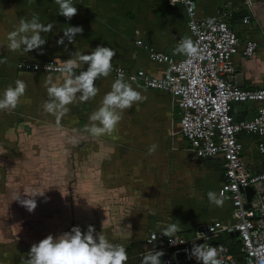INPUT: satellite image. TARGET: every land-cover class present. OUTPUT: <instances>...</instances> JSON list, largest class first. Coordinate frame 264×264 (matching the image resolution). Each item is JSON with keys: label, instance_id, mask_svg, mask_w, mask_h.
<instances>
[{"label": "crops", "instance_id": "1", "mask_svg": "<svg viewBox=\"0 0 264 264\" xmlns=\"http://www.w3.org/2000/svg\"><path fill=\"white\" fill-rule=\"evenodd\" d=\"M195 1L198 18L211 16L228 5L231 10H228L230 16L227 18V22L237 33L241 42L247 39H254L258 42L257 50L253 56L243 57L237 54L233 57L236 70L232 78L239 87L244 89L264 88V0H253L250 7H246L243 0ZM73 4L77 8V14L71 20H67L64 16L58 15L59 6L54 0H0V45H6L8 34L18 27L21 19H31L33 13L39 16L42 23L54 25L50 33H42L46 37L42 54L40 49L29 53L22 51L14 53L8 51L6 47L0 46V59L4 61L0 62V98L7 87L15 86L17 77V80L20 79L26 83L27 88L14 111H25L23 114L34 122L30 121V123L49 129L55 127L57 132L69 131V137L66 135L65 141L69 140V142H78L79 144L93 143L97 146L94 147L96 155L106 153L121 157L123 160H148L152 157L158 159L162 164L168 163V153L172 145L170 136L173 135V131L178 132V126L175 128L174 125H178L179 120L178 109L173 103L171 94L147 88L139 82H130L146 99L135 104L133 108L125 110L112 135L94 137L87 131L90 124L89 116L101 106L104 95L111 91V86L115 81L113 77H102L96 80L95 84L99 88L98 95L91 101L69 105L68 113L57 122L55 116L44 111L43 104L48 100L45 87L46 77L51 75L53 82L60 84L63 82L61 74L17 71L15 65L17 60L25 59L35 61L55 58L63 61L71 58V55L76 51L89 54L97 46H108L116 52L112 64L120 65L127 70L143 69L153 76H161L166 70V65L151 61L147 51L137 45L135 41L141 39L145 44L153 46L175 59L182 58L183 54H175L174 49L183 39H190L187 16L183 6L170 5L167 0H73ZM246 14L251 16L248 24L242 22V18ZM68 26H81L83 32L76 34L73 43L65 37L64 43L58 44L57 41L64 37L63 30ZM255 105L249 102L235 103L232 115L236 119L249 117ZM174 118L176 119L175 123L173 122ZM46 131L48 132V130ZM243 137H241L242 160L250 172H261L264 170V156L257 155L253 136L244 135ZM185 141L187 142V140ZM153 144L157 145V148L150 155L149 148ZM121 145H124L126 150ZM216 156V160H213L214 158H198L202 162L199 161L200 165L196 163L199 165V169L205 171V174L211 175L210 183L206 184L207 187L205 186L206 193L209 191L218 193L219 185L223 179V159L221 155ZM122 190V188L118 189L117 194H120ZM201 196L203 202L196 204L195 207L201 208V211L207 209V212L210 208L212 209L210 214H200L192 225L188 220L181 221L175 218L181 223L179 232L186 236L192 235L185 232V226L191 225L190 228L195 226V232H197L199 226L209 222L219 220L223 223H230L233 221L230 202L225 200L223 207H217L207 202L208 197L205 193ZM117 197L112 198V202L110 201L112 205L109 211L110 220L113 221L115 217V222H117L116 228L111 232L113 236L127 240L133 239L126 243L125 248H127L133 242L144 241L148 232L157 231L160 241L155 250L159 251L162 239L165 237L160 232L174 220L167 222L163 220L164 222L161 221V223L157 220L150 222L146 218L148 213L145 209L142 213L138 210L131 212L129 219L118 221L117 218L127 214L126 211L123 213L121 207L131 206L129 208H132L136 206L135 203L143 206L146 199L142 196L137 201L134 198L133 201V196L129 192L123 194V197L120 195ZM134 215L141 217L137 219ZM122 221H126V223L120 225ZM143 233L146 234L141 240ZM226 235L229 238L222 237L220 234L218 240L229 241L232 244V249H236V235ZM126 264H130V262L127 261Z\"/></svg>", "mask_w": 264, "mask_h": 264}, {"label": "rangeland", "instance_id": "2", "mask_svg": "<svg viewBox=\"0 0 264 264\" xmlns=\"http://www.w3.org/2000/svg\"><path fill=\"white\" fill-rule=\"evenodd\" d=\"M28 120L24 117L23 122H17L16 140L11 138L13 127L5 129V139L0 140V264H21L32 244L49 234L57 237L73 226L86 232L88 225H93L111 243L127 246L133 239L113 236L117 222L115 217L110 220L109 211L111 199L128 192L133 201L142 196L146 200L143 206L135 203L132 208L121 207L128 215L117 218L118 221L129 219L131 212L142 213L146 209L150 222L174 223L177 218L192 225L200 214L212 211L195 207L203 202L201 194L207 195L211 175L199 169L202 160L192 155L178 132L173 131L170 136L168 163L162 164L152 157L123 160L106 153L96 155L95 144L61 140L55 127L36 126ZM120 188L123 190L117 194ZM42 191L43 196L34 197L37 207L32 212L12 199H26L33 192ZM190 226H185V232L195 235V226ZM222 237L229 238L226 234Z\"/></svg>", "mask_w": 264, "mask_h": 264}, {"label": "built area", "instance_id": "3", "mask_svg": "<svg viewBox=\"0 0 264 264\" xmlns=\"http://www.w3.org/2000/svg\"><path fill=\"white\" fill-rule=\"evenodd\" d=\"M167 2L172 5L170 0ZM252 3L253 0H243L246 7ZM177 4L186 12L190 40L199 54L175 59L137 39L135 43L147 51L151 61L166 65L163 75L153 76L143 69L127 70L113 64L109 76L116 79L117 73L123 71L129 82H139L147 88L171 94L178 109V133L187 140L192 155L204 159L222 156L223 179L218 194L223 192L226 201L230 202L233 221L209 222L192 236L177 232L173 243L165 236L159 248L164 252L161 260L163 264H200L190 255L193 243H196L215 248L222 264H264V170L258 173L248 170L242 160L241 141L244 135L253 136L257 155L264 156V88L244 89L232 78L236 70L233 57L237 54L253 56L258 42L254 39L241 42L227 22L228 10H231L228 5L211 16L198 18L195 0H177ZM250 20L249 14L242 18L245 24ZM61 62L49 58L19 61L16 66L46 72V64L51 63L49 66L54 68ZM247 102L256 104L250 116L234 118L233 104ZM248 187L254 190L250 207L246 206L245 190ZM234 232L238 233L235 236L236 249H232L229 241L218 240L220 234ZM153 236L157 238L150 244ZM144 241L150 245L157 244L160 236L157 231H150Z\"/></svg>", "mask_w": 264, "mask_h": 264}, {"label": "clouds", "instance_id": "4", "mask_svg": "<svg viewBox=\"0 0 264 264\" xmlns=\"http://www.w3.org/2000/svg\"><path fill=\"white\" fill-rule=\"evenodd\" d=\"M59 6L58 15L71 20L77 14V8L73 0H54ZM172 5H177V0H170ZM54 28L52 23L44 24L39 16L32 14L31 19H21L18 27L11 31L7 37L6 47L11 52L29 53L40 49L46 44V37L42 33H50ZM64 37L57 43L63 44L66 37L69 42L75 41L76 34H82L81 26H68L63 30ZM175 54H183L195 57L199 54L197 47L190 39H183L174 49ZM116 52L108 46H97L89 54L74 52L71 58L63 60L58 66L45 65L46 72H57L63 77L60 84L53 82L51 75L46 77L48 100L43 104L46 113L56 117L57 122L68 113L69 105L93 100L99 93L95 81L108 77L113 71L112 60ZM74 57V58H73ZM0 62H4L0 59ZM85 65L87 68L85 70ZM27 85L22 80H16L15 86L7 87L0 98V111L15 110L21 97L25 95ZM146 99L140 91L136 90L132 83L125 78L123 71L117 73V78L111 86V91L106 93L101 101V106L89 116L90 124L87 131L94 137L112 135L122 119L125 110L133 108L137 103ZM157 145L149 148V154L156 151ZM45 191L33 192L31 197L21 199L14 196L21 205L32 212L37 207L34 199L37 195L43 196ZM207 197L210 204L223 207L227 197L223 192L209 191ZM180 222L176 220L165 227L160 234L169 238L173 243V237L179 232ZM159 227V225H158ZM157 237L153 236L151 244ZM154 248V247H153ZM163 250L150 251L141 259V264H163L161 257ZM190 255L200 264H222L218 259V252L213 247H204L202 244L193 243ZM21 258V264H126L129 259L126 248L122 245L111 243L101 232L97 233L93 225H88L86 232H82L79 226H73L68 232L53 237L49 234L38 243L31 245L30 250Z\"/></svg>", "mask_w": 264, "mask_h": 264}, {"label": "trees", "instance_id": "5", "mask_svg": "<svg viewBox=\"0 0 264 264\" xmlns=\"http://www.w3.org/2000/svg\"><path fill=\"white\" fill-rule=\"evenodd\" d=\"M19 61H34V60H27V59L17 60V62H19ZM35 61H42V60H35ZM15 67H16L17 71L39 72V71H30V70L20 69V68H17L16 65H15ZM53 74H60V73H53ZM16 80H17V77H16L15 81ZM18 80H20V79H18ZM132 83H134V82H132ZM160 91H162V90H160ZM163 92H165V91H163ZM166 93H168V92H166ZM23 113H25V111L24 112H21V111L16 112L14 110L10 111V112L9 111H0V140L4 141L5 136H4L3 131L5 129H7L8 127H13L12 128L13 136L11 138L12 139L15 138L14 140H16L17 136H16V129L15 128H16L17 122H23L24 117H26V116H22ZM28 121L30 122L32 120H28ZM69 133H70L69 131H59L58 135L60 136L61 140L65 141L66 135H68ZM67 142H69V141H67ZM157 245L158 244H152V245L146 244L145 241L131 243L129 245V247L126 248V251L128 253V256H129L128 262H130V264H141V259H142L143 255L147 254V252L154 250V248H157Z\"/></svg>", "mask_w": 264, "mask_h": 264}, {"label": "water", "instance_id": "6", "mask_svg": "<svg viewBox=\"0 0 264 264\" xmlns=\"http://www.w3.org/2000/svg\"><path fill=\"white\" fill-rule=\"evenodd\" d=\"M245 191H246V195H247L246 206H247V207H250V200H251V197H252V195H253V193H254V190H253L251 187H248ZM202 229H203L202 226H199V227L197 228L198 231H201ZM233 234H234V235H237L238 233H237V232H234ZM233 234H231V235H233ZM198 242H201V239H199Z\"/></svg>", "mask_w": 264, "mask_h": 264}]
</instances>
